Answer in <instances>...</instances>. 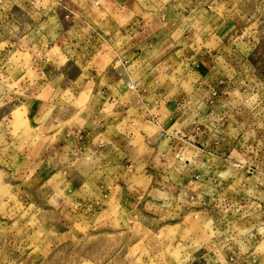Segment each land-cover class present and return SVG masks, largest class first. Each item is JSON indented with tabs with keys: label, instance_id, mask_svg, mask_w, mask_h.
Masks as SVG:
<instances>
[{
	"label": "rangeland",
	"instance_id": "rangeland-1",
	"mask_svg": "<svg viewBox=\"0 0 264 264\" xmlns=\"http://www.w3.org/2000/svg\"><path fill=\"white\" fill-rule=\"evenodd\" d=\"M46 1L87 6L0 0V264H264V0H91L66 32L135 104L115 123L49 88L83 49L31 47L10 5Z\"/></svg>",
	"mask_w": 264,
	"mask_h": 264
},
{
	"label": "crops",
	"instance_id": "crops-1",
	"mask_svg": "<svg viewBox=\"0 0 264 264\" xmlns=\"http://www.w3.org/2000/svg\"><path fill=\"white\" fill-rule=\"evenodd\" d=\"M87 2V6L83 7L79 4L78 6V14L77 15H73L72 11L70 9L67 8V6H63L62 4H59V6H56V8H48L47 5L49 4L48 1L45 2V5L42 4L40 6V8H35L33 5H23V8L20 7L22 6V2H11L10 5L13 8L14 14L11 17L12 20L15 23H18V25H22L23 23H21L20 21H22L24 18L28 19V24L27 25V29L25 30V36L27 38V41L29 42L31 47H34L36 44L41 45L42 42L47 44V47H51L49 45H51L52 43H54L55 39V35H62L65 36L64 38L62 37L63 40L72 43V50H74V48L76 46H74L73 42H75L76 39V34H74V39L73 37H70L69 34H67L66 29H69L70 31H80V30H84V27H86L87 23H86V19H85V13L86 10H92L91 8V0H85ZM111 2L113 1L114 4L109 5V10H116V6H117V0H110ZM10 2V1H9ZM41 3V2H39ZM27 6V7H25ZM25 7V9H24ZM98 9H100V11H102L103 6H97ZM16 11V12H15ZM100 11H95V12H91L89 13V20H91V22L94 24H97L99 22H102L99 18L98 12ZM25 14L28 13L27 17H25ZM66 14H68V18H71L70 21H65L66 19ZM117 14V12H116ZM110 22H111V27L113 28L114 25L116 26L117 23L113 22V14H110ZM60 16H63V18H60ZM55 23V26H54ZM90 24V23H89ZM83 25V27H82ZM93 24H91L90 27H92ZM56 27V28H55ZM59 28L62 29V33L59 32ZM104 29L105 33H108V38H111L114 36V33L116 30L113 29ZM56 29V30H55ZM31 33V35H30ZM94 33H97V30H94ZM55 34V35H54ZM86 38V36H85ZM81 40L80 39V33H78V41ZM86 40V39H85ZM59 43V41L57 42ZM68 43V44H69ZM77 45V44H76ZM109 49L104 50L105 54H110V53H119V49H121V45H115L112 44L111 42H109ZM85 49L86 47L83 46ZM83 49L80 46H77L76 49ZM68 53H61L60 55H58L59 57H63L66 59L65 63H63V65H61V68H59L57 66V68H54V64L53 63H48L50 65V67L47 66L46 69V74H47V79H49L48 81V86L50 89L52 90H58V91H65L66 89H74L76 90V94L74 96V99L76 100L77 97L80 95V92L83 90L85 91L84 93V97L79 99V103H84L86 104V107H88L89 110H91L92 108H95V114L99 115L100 121H102L103 123L106 122H110V123H115L117 120L122 121L124 119L127 120H132L133 119V115H135L134 112V103L132 102V99H130L128 102L125 100H121L120 98V93H118L115 88L116 87H109V85L104 84L101 85V79L103 77V73L102 72H98L97 67L93 66L92 69H88V71H86L87 73L85 74H90L89 76H86L84 74V68H85V64L87 63V52L83 49L81 52L82 53H77V54H81V57L83 58L81 60V63H72L71 61H69L70 58L75 57V53H69V51H67ZM96 53V52H95ZM102 53V52H101ZM122 53H128L126 52V50ZM37 54V53H36ZM35 54V55H36ZM111 55V54H110ZM118 56V55H117ZM58 58V57H57ZM115 66L112 68L114 69ZM75 69V74L73 76H71V78L67 75L68 72L71 74V70ZM116 72L115 69L112 70L110 72V75H107L108 78L110 80L114 79L113 78V73ZM57 75L56 78H54L55 74ZM60 75V76H58ZM123 79L122 80H126L128 78H131V74L127 71L124 70V72L122 73ZM75 78H82L81 82L79 81L78 84L75 85L74 79ZM131 80V79H130ZM130 80H126V84L128 85L130 82ZM113 81V80H112ZM131 89V88H130ZM97 93H108L109 96L107 97V99L104 98V96H98ZM132 97V96H131ZM107 108V109H106ZM144 117V116H143ZM137 120V119H136ZM127 128V127H126ZM142 134V136L146 137L147 135L145 134L144 131L140 132ZM100 133H96L94 134V137L96 135H98ZM128 137L131 136V134L127 133L126 134ZM232 164L235 167H241V165H238L237 163H232V162H228Z\"/></svg>",
	"mask_w": 264,
	"mask_h": 264
}]
</instances>
